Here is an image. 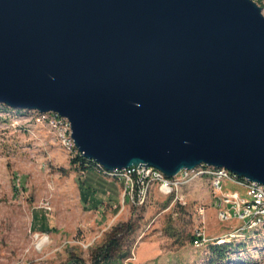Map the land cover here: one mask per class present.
I'll list each match as a JSON object with an SVG mask.
<instances>
[{
	"label": "water",
	"instance_id": "1",
	"mask_svg": "<svg viewBox=\"0 0 264 264\" xmlns=\"http://www.w3.org/2000/svg\"><path fill=\"white\" fill-rule=\"evenodd\" d=\"M0 104L66 118L105 170L200 164L264 187L251 0H0Z\"/></svg>",
	"mask_w": 264,
	"mask_h": 264
},
{
	"label": "rangeland",
	"instance_id": "2",
	"mask_svg": "<svg viewBox=\"0 0 264 264\" xmlns=\"http://www.w3.org/2000/svg\"><path fill=\"white\" fill-rule=\"evenodd\" d=\"M251 1L264 17V0ZM22 116L0 113V264H89V254L111 229L130 220L134 231L124 236L122 247L129 257L121 264H264V228L241 230L236 220L219 221L205 190L195 185L183 189L184 210L176 202L166 205L168 198L157 192L141 208L132 207L127 199L123 209L120 201L116 208L108 200L100 205L83 202L80 188L90 184L112 193L116 188L121 200V184L109 186L101 176L81 175L52 129ZM87 189L93 195L97 192ZM224 191L248 199L244 188L229 182ZM201 205L206 242L195 248L194 210ZM168 222L176 231L174 238L164 234ZM211 242L231 243L227 260H210Z\"/></svg>",
	"mask_w": 264,
	"mask_h": 264
},
{
	"label": "built area",
	"instance_id": "3",
	"mask_svg": "<svg viewBox=\"0 0 264 264\" xmlns=\"http://www.w3.org/2000/svg\"><path fill=\"white\" fill-rule=\"evenodd\" d=\"M28 113L31 115L22 117L50 127L63 152L70 157L81 156L71 138V127L66 118L53 112ZM84 174L81 173V175ZM96 174L109 182L121 184V209L126 204L125 199L132 207L141 208L145 206L151 193L157 192L163 197L171 198L172 203L176 202L180 209L184 210L187 204L185 196H183V189L195 185L199 189L205 190L207 201L217 211L219 221L236 220L242 224L241 230L255 231L264 228V187L247 179L239 178L223 168L200 164L192 169H181L173 177L167 178L160 170L148 166H133L112 171H107L101 166ZM227 182L244 188L248 199H240L237 192H225L224 184ZM171 206L172 204L165 211H168ZM46 209L50 210L49 207ZM194 212L197 216V227L194 230L196 240L193 246L200 248L206 242L203 227L205 207L202 205L195 207ZM38 238L42 243L41 237L36 235V239ZM44 239L48 240L47 237Z\"/></svg>",
	"mask_w": 264,
	"mask_h": 264
},
{
	"label": "trees",
	"instance_id": "4",
	"mask_svg": "<svg viewBox=\"0 0 264 264\" xmlns=\"http://www.w3.org/2000/svg\"><path fill=\"white\" fill-rule=\"evenodd\" d=\"M26 112H30L28 110H18V109H11L4 104H0V113H7V114H22L26 116ZM36 112V111H34ZM77 150V149H76ZM72 163L77 166V171L80 173H91L96 174L100 164L95 161L88 160L84 158L82 155H75L72 156ZM98 167V168H97ZM171 201V198L167 199L166 205ZM178 208H180L178 206ZM183 210V209H182ZM166 227L163 229L164 234L170 238H174L176 236V231L171 226V222H168ZM134 231V223L126 222L124 224H118L114 226L111 231L106 235L105 240L103 243L96 247L91 251L89 254V264H121L123 259L129 257V251L123 250V238L125 235L130 234ZM257 231V230H255ZM196 240L195 236L191 237V241ZM180 245H182L180 243ZM204 245V244H203ZM209 251H210V260L216 262H223L227 260L229 257V251L231 248V243H222L217 244L216 242H211L208 244ZM74 263V262H73ZM75 264H82L78 261Z\"/></svg>",
	"mask_w": 264,
	"mask_h": 264
},
{
	"label": "crops",
	"instance_id": "5",
	"mask_svg": "<svg viewBox=\"0 0 264 264\" xmlns=\"http://www.w3.org/2000/svg\"><path fill=\"white\" fill-rule=\"evenodd\" d=\"M94 175V174H93ZM104 182H106L107 185H112L111 182L105 180ZM116 186V185H115ZM114 186V188H115ZM92 188L93 192H96L94 195L91 191H89L87 188ZM87 188H80V198L81 200H83V202H88L90 201V204L95 205V204H103L105 202V200H108L109 202H111L113 206V208H116L117 206H119V201H120V193L117 191L116 192V188L113 189L114 193L109 192L108 190H104L102 188H96L93 185H88ZM103 202V203H102ZM99 207V206H98ZM95 208H97V206H95Z\"/></svg>",
	"mask_w": 264,
	"mask_h": 264
},
{
	"label": "bare ground",
	"instance_id": "6",
	"mask_svg": "<svg viewBox=\"0 0 264 264\" xmlns=\"http://www.w3.org/2000/svg\"><path fill=\"white\" fill-rule=\"evenodd\" d=\"M41 243V242H40Z\"/></svg>",
	"mask_w": 264,
	"mask_h": 264
}]
</instances>
